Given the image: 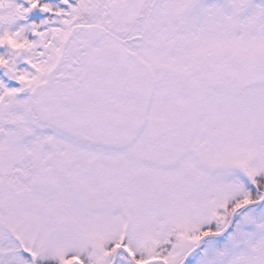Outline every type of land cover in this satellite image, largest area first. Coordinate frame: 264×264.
Returning <instances> with one entry per match:
<instances>
[{
  "label": "snow or ice",
  "instance_id": "1",
  "mask_svg": "<svg viewBox=\"0 0 264 264\" xmlns=\"http://www.w3.org/2000/svg\"><path fill=\"white\" fill-rule=\"evenodd\" d=\"M0 264H264V0H0Z\"/></svg>",
  "mask_w": 264,
  "mask_h": 264
}]
</instances>
